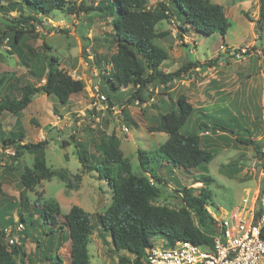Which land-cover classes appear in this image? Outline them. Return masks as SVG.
Segmentation results:
<instances>
[{
  "label": "rangeland",
  "instance_id": "obj_1",
  "mask_svg": "<svg viewBox=\"0 0 264 264\" xmlns=\"http://www.w3.org/2000/svg\"><path fill=\"white\" fill-rule=\"evenodd\" d=\"M66 1L75 9L82 5L95 7L97 3V0ZM159 1L147 0V8L154 9ZM206 1L223 8L227 21L224 36H196L190 31L182 33L180 38L178 19L159 23L156 32L165 33V36L155 39L154 44L168 54L161 66L162 72L173 73L190 62L199 66L189 68L169 85L151 83L143 91L145 102L128 103L133 91L131 87L121 89L112 106L96 97L93 87L100 93L102 85L91 65L103 57L110 59L115 52L111 18L100 12L77 15L56 11L39 17L41 22H32L34 38L22 39L27 46L24 52L31 53L26 64L0 47V80L4 81L0 100L7 96L20 98L19 88L24 85H42L43 60L49 56H54L60 68L69 75L74 74L75 79L82 80L85 85L83 92L72 95L64 106L56 99L37 93L18 116L0 115V137L20 132L23 143L46 140L47 166L62 172L68 180L64 184L52 178L32 189L24 188L20 183V172L24 166H31L32 156L25 154L15 162L13 150L4 149L0 142V232L9 226L4 225L9 216L15 223H20V213L35 223H21L19 235L23 240L26 264H49L46 258L52 257L54 261L56 254L66 264L68 240L58 249L54 242L51 246L44 243L47 237L43 232L47 233L48 229L42 225L38 212L40 206L50 202L59 208L56 225L62 228V238L67 235L60 215L66 214L71 206H79L91 215L96 228L89 239L90 264H118L116 254L111 252L110 239L106 235L102 237L96 224L97 216L111 203L110 190L106 180L99 178L97 173L81 168L78 154L85 151L93 164L101 166L103 158L96 152L95 145L102 138L105 140L113 135L133 171H137V151H153L167 140L166 134L156 132L154 128L163 115L174 110V101L178 97H184L194 112L229 121L234 134L227 130H221L224 134L212 130L200 134L202 146L212 149L215 154L206 165V174L213 179L206 188L193 183L192 176L201 174L200 170L178 171L171 166L157 168L152 161L150 167L165 182L161 188L162 197L153 204L177 210L182 206L179 191L193 187L191 193L197 195L204 189L211 196L206 208L208 214L220 219L234 208L240 210L242 200L247 198V210L253 203L254 218H262L264 225V0ZM2 22L0 17V28H3ZM52 28L63 32L52 31ZM220 55H224L223 58H218ZM199 113L181 129L182 134L193 127L196 117L207 120ZM236 136L250 139L253 144L242 145L234 140ZM255 148L259 152L254 151ZM252 167L255 173H251ZM5 214L8 217H4ZM151 241L154 245L164 244L159 238ZM120 255L132 258L124 252Z\"/></svg>",
  "mask_w": 264,
  "mask_h": 264
},
{
  "label": "trees",
  "instance_id": "obj_2",
  "mask_svg": "<svg viewBox=\"0 0 264 264\" xmlns=\"http://www.w3.org/2000/svg\"><path fill=\"white\" fill-rule=\"evenodd\" d=\"M56 11L67 14L74 12L77 15L93 11L111 18V36L115 52L110 59L103 57L91 65L101 81L100 93L111 106L121 89L133 88L128 103L136 100L145 102L143 91L148 85L153 82L163 86L169 85L189 68L199 66L198 63L190 62L173 73L162 72L161 66L168 59V54L154 44L155 39L165 36V33L156 32L159 23L178 19L180 38L182 33L190 31L196 36L210 37L218 34L222 37L227 29L223 8L206 0H160L154 9L147 8V0H97L95 7L82 5L78 9H75L74 5L68 6L66 0H0V17L3 20V28H0V47L7 39V51L26 64L31 53L24 52L27 46L22 39H33L35 25L32 22L39 23V17H46ZM11 12L16 15L11 16ZM51 30L63 32L55 28ZM43 61L44 83L39 86L20 87V98H2L0 115L7 113L18 116L37 93L56 99L64 106L72 95L83 92L84 82L72 78L60 68L54 56L44 57ZM3 83V79L0 80V88ZM174 105V110L163 115L160 123L154 128V131L166 134L167 140L153 151H137V171H133L113 135L105 140L102 138L100 143L95 145L96 152L103 158L101 166L93 164L85 151L78 154L81 168L86 172L97 173L99 178L106 180L110 190L111 203L97 216L96 224L102 237L106 235L110 239L111 252L116 254L118 264H145L146 250L152 246V238L161 239L166 247H172L181 241L211 246L213 237L218 233L217 224L206 209L211 196L204 189L197 195L191 193L193 187L179 191L182 206L177 210L153 204L156 199L162 197L161 188L165 182L150 167L151 163H156L157 168L171 166L178 171L198 169L201 174L192 176L193 183L206 188L213 183V179L206 174V165L215 158V154L212 149L202 146L200 134L208 130L222 134L224 131L221 130H227L229 134H234L231 130L233 125L229 121L194 112L184 97H178ZM197 113L207 120L196 117L193 127L182 134L181 129L186 128ZM33 124L36 125L34 122ZM22 138L20 132L0 137L3 148L13 150L12 158L15 162L25 154L32 156L31 166H24L20 172L21 185L32 189L42 181L52 178L67 184L68 180L62 172L51 170L46 164L45 151L48 142L42 140L37 143H23ZM234 140L242 145L253 144L252 140L237 136ZM254 151L259 152V149L255 148ZM1 193L0 184V195ZM36 206L37 204L34 205ZM40 208L39 219L48 229L47 233L43 232L47 237L44 243L51 246L54 242L55 249H58L68 240L66 264H90L88 245L96 228L91 222V215L79 206H71L66 214L60 215L67 235L62 238V228L56 225V216L59 214L56 203L50 202ZM3 216L8 217L7 214ZM19 221L20 223H15L9 216L4 220V225L14 227L27 222L35 224L22 213L19 215ZM22 242L20 237L19 244L10 246L5 242L4 234L0 232V264H26ZM121 252L132 258L120 255ZM46 259L49 264H63L57 254L54 261L52 257Z\"/></svg>",
  "mask_w": 264,
  "mask_h": 264
},
{
  "label": "built area",
  "instance_id": "obj_3",
  "mask_svg": "<svg viewBox=\"0 0 264 264\" xmlns=\"http://www.w3.org/2000/svg\"><path fill=\"white\" fill-rule=\"evenodd\" d=\"M6 41L1 48L8 50ZM70 76L76 78L74 74ZM93 89L100 101L107 102L97 87ZM255 172L252 167L251 173ZM247 203L248 199L244 198L240 210L234 208L220 219L209 212L218 227L211 246L187 241L176 242L172 247L152 244L146 250L145 264H264L263 220L254 218V204L247 210ZM21 230V224L6 227L3 230L5 242L10 246L19 244Z\"/></svg>",
  "mask_w": 264,
  "mask_h": 264
},
{
  "label": "crops",
  "instance_id": "obj_4",
  "mask_svg": "<svg viewBox=\"0 0 264 264\" xmlns=\"http://www.w3.org/2000/svg\"><path fill=\"white\" fill-rule=\"evenodd\" d=\"M93 70H95V69H93ZM96 71V70H95ZM93 75H95V73H93ZM61 248V247H60ZM68 257V256H67Z\"/></svg>",
  "mask_w": 264,
  "mask_h": 264
}]
</instances>
